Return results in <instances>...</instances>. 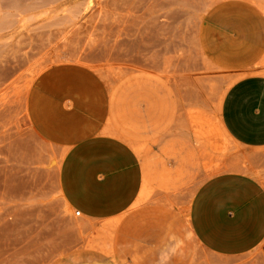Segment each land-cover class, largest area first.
<instances>
[{
    "label": "rangeland",
    "instance_id": "obj_1",
    "mask_svg": "<svg viewBox=\"0 0 264 264\" xmlns=\"http://www.w3.org/2000/svg\"><path fill=\"white\" fill-rule=\"evenodd\" d=\"M219 1L0 0V264H65L76 247L112 264H264V242L223 256L185 235L207 177L241 171L264 187V146L239 144L221 122L238 74L202 50L210 54L203 15ZM247 1L264 12V0ZM62 61L100 75L109 93L102 137L128 145L141 165L144 191L112 223L74 215L57 185L61 154L26 119L31 82ZM256 67L264 74V59Z\"/></svg>",
    "mask_w": 264,
    "mask_h": 264
},
{
    "label": "crops",
    "instance_id": "obj_2",
    "mask_svg": "<svg viewBox=\"0 0 264 264\" xmlns=\"http://www.w3.org/2000/svg\"><path fill=\"white\" fill-rule=\"evenodd\" d=\"M209 60L238 74L220 108L228 134L248 147L264 146V12L247 0H221L203 15ZM202 45V44H201ZM109 93L100 75L74 61L53 63L31 82L25 115L35 135L60 152L57 185L63 200L84 218L112 223L144 191L141 165L126 144L102 137ZM185 235L223 256L246 253L264 242V187L251 174L227 171L204 179L188 209ZM169 239L159 258L177 249ZM112 264L104 254L69 249L65 264Z\"/></svg>",
    "mask_w": 264,
    "mask_h": 264
},
{
    "label": "built area",
    "instance_id": "obj_3",
    "mask_svg": "<svg viewBox=\"0 0 264 264\" xmlns=\"http://www.w3.org/2000/svg\"><path fill=\"white\" fill-rule=\"evenodd\" d=\"M74 215H75V216H79V215H80L79 210H75V211H74Z\"/></svg>",
    "mask_w": 264,
    "mask_h": 264
},
{
    "label": "bare ground",
    "instance_id": "obj_4",
    "mask_svg": "<svg viewBox=\"0 0 264 264\" xmlns=\"http://www.w3.org/2000/svg\"><path fill=\"white\" fill-rule=\"evenodd\" d=\"M173 86V85H172ZM223 128V127H222ZM201 131V130H200ZM203 131V130H202ZM227 134V133H226Z\"/></svg>",
    "mask_w": 264,
    "mask_h": 264
}]
</instances>
